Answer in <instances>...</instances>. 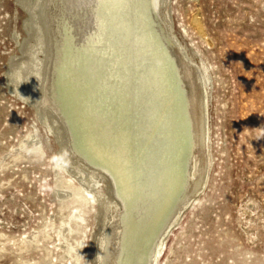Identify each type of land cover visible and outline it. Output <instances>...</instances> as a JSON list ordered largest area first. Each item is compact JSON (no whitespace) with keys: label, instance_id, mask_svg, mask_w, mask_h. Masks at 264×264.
Masks as SVG:
<instances>
[{"label":"rangeland","instance_id":"obj_1","mask_svg":"<svg viewBox=\"0 0 264 264\" xmlns=\"http://www.w3.org/2000/svg\"><path fill=\"white\" fill-rule=\"evenodd\" d=\"M165 3V27L200 73L207 162L156 264H264V0ZM46 6L0 0V264H99L114 188L88 190L58 164L72 147L44 103ZM59 181L70 192L59 193Z\"/></svg>","mask_w":264,"mask_h":264},{"label":"bare ground","instance_id":"obj_2","mask_svg":"<svg viewBox=\"0 0 264 264\" xmlns=\"http://www.w3.org/2000/svg\"><path fill=\"white\" fill-rule=\"evenodd\" d=\"M165 1L47 0L44 10V103L65 122L72 147L58 164L88 190L101 181L114 188L99 264H156L205 183L200 73L160 16ZM62 182L59 193L70 192Z\"/></svg>","mask_w":264,"mask_h":264}]
</instances>
